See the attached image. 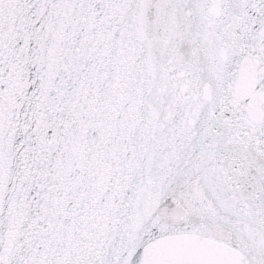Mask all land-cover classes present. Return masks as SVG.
I'll use <instances>...</instances> for the list:
<instances>
[{"label":"snow or ice","instance_id":"snow-or-ice-1","mask_svg":"<svg viewBox=\"0 0 264 264\" xmlns=\"http://www.w3.org/2000/svg\"><path fill=\"white\" fill-rule=\"evenodd\" d=\"M0 264H264V0H0Z\"/></svg>","mask_w":264,"mask_h":264}]
</instances>
